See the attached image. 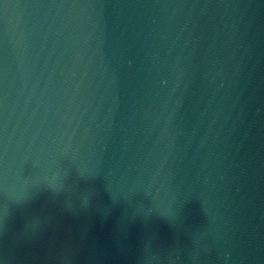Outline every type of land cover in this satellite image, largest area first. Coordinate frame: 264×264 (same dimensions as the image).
<instances>
[{"label": "water", "instance_id": "1", "mask_svg": "<svg viewBox=\"0 0 264 264\" xmlns=\"http://www.w3.org/2000/svg\"><path fill=\"white\" fill-rule=\"evenodd\" d=\"M0 264H264V0H0Z\"/></svg>", "mask_w": 264, "mask_h": 264}]
</instances>
